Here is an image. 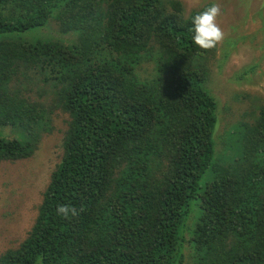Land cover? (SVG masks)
<instances>
[{
    "label": "trees",
    "instance_id": "obj_1",
    "mask_svg": "<svg viewBox=\"0 0 264 264\" xmlns=\"http://www.w3.org/2000/svg\"><path fill=\"white\" fill-rule=\"evenodd\" d=\"M210 5L0 0V163L51 131L53 109L22 97L20 76H42L69 117L36 220L0 264H264V104L218 153L215 48L192 31ZM53 22L64 37H20Z\"/></svg>",
    "mask_w": 264,
    "mask_h": 264
},
{
    "label": "rangeland",
    "instance_id": "obj_2",
    "mask_svg": "<svg viewBox=\"0 0 264 264\" xmlns=\"http://www.w3.org/2000/svg\"><path fill=\"white\" fill-rule=\"evenodd\" d=\"M180 1L186 15L209 3H218L222 9L217 22L225 36L209 61L207 82L209 91L218 102L215 138L217 151L222 153L223 140L233 126L243 118L251 122L249 115L255 114L264 104V0ZM20 35L25 40L64 37L55 22ZM248 66L255 68L242 77V70ZM36 73L31 71L20 76L24 90L21 96L53 109L51 131L43 134L37 150L30 157L0 163V252L17 248L27 236L38 215L52 172L60 164L64 152L63 140L69 117L53 108V88ZM0 130L8 136L5 127Z\"/></svg>",
    "mask_w": 264,
    "mask_h": 264
},
{
    "label": "clouds",
    "instance_id": "obj_3",
    "mask_svg": "<svg viewBox=\"0 0 264 264\" xmlns=\"http://www.w3.org/2000/svg\"><path fill=\"white\" fill-rule=\"evenodd\" d=\"M222 9L218 3H213L193 18L194 43L204 50H211L223 41L225 33L217 22ZM79 211L70 204H58L56 212L63 218L75 217Z\"/></svg>",
    "mask_w": 264,
    "mask_h": 264
}]
</instances>
